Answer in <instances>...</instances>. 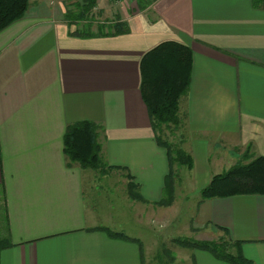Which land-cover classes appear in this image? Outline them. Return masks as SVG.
Here are the masks:
<instances>
[{"label": "crops", "instance_id": "obj_1", "mask_svg": "<svg viewBox=\"0 0 264 264\" xmlns=\"http://www.w3.org/2000/svg\"><path fill=\"white\" fill-rule=\"evenodd\" d=\"M127 7L104 16L124 25L119 35H72L76 22L64 20L61 0H31L24 18L0 32V264H144L137 238L109 237L99 229L114 231L113 221L87 211L85 175L93 174L66 167L63 134L76 122L102 125L107 164L125 168L145 201H159L168 161L140 92L141 60L159 44L192 53L179 101L192 192L248 148L249 157L264 156V10L253 0ZM196 211L198 227L232 254L264 264V196L200 201ZM191 260L230 264L201 250Z\"/></svg>", "mask_w": 264, "mask_h": 264}, {"label": "trees", "instance_id": "obj_2", "mask_svg": "<svg viewBox=\"0 0 264 264\" xmlns=\"http://www.w3.org/2000/svg\"><path fill=\"white\" fill-rule=\"evenodd\" d=\"M86 6L74 11L66 7L64 19L76 28L72 35L86 38L96 36H112L125 33L122 23L111 26H93L87 18L88 10L95 6L96 0H85ZM139 10H144L155 0H135ZM254 6L264 10V0H253ZM31 0H0V32L11 24L21 20L30 8ZM79 21H86L77 25ZM142 100L146 105L150 125L155 135L156 143L165 149L168 161V174L165 177L161 199L155 206H169L173 203L175 179L178 177L177 167L192 169V158L177 145L164 136L181 125L179 101L188 90L191 70V50L175 42H165L145 54L141 60ZM168 135V134H167ZM102 125L81 121L68 124L63 134V154L66 167H77L92 172L93 176H106L114 173H125L126 185L130 197L139 202L147 203L139 194L137 186L132 185V179L125 168L109 166L104 159L101 138ZM249 148L242 157L241 163H236L220 174L211 177L209 183L199 191L200 201L215 198H227L237 195L264 196V156L249 157ZM1 163V155H0ZM118 171V172H117ZM122 171V172H121ZM109 237L126 241H135L123 233L114 232L108 228H100ZM178 244L195 250L206 251L215 258L230 264H250L241 256L228 251L227 242H200L189 239L177 240ZM239 243H237L238 245ZM234 245V244H233ZM2 246L0 245V249Z\"/></svg>", "mask_w": 264, "mask_h": 264}, {"label": "rangeland", "instance_id": "obj_3", "mask_svg": "<svg viewBox=\"0 0 264 264\" xmlns=\"http://www.w3.org/2000/svg\"><path fill=\"white\" fill-rule=\"evenodd\" d=\"M61 1L65 9L67 7L72 11L77 5L86 6L85 0ZM121 6L123 8L128 6L127 9L135 12L136 8L138 9L135 0H98V3L96 0L95 6L87 11L90 13L86 16L91 21L89 23L95 24V26L92 25L93 30H96V26H109L104 20L107 15H113L117 9L120 10ZM98 8H104L105 13H100L101 10ZM79 22L77 25L86 23V21ZM180 127L175 131L172 130L171 134L166 133L165 129L164 136L185 151L186 144L181 142ZM241 162V159H237L235 163ZM225 165V169L230 166ZM176 172L178 177L175 179L174 199L169 206H155L154 203L158 201L144 203L130 197L129 189L127 190L126 187L129 181L124 172H118L120 177H123V181L114 172L102 177L96 175L89 180L87 174L85 175L87 211H95L99 215L108 216L115 224V226H110L114 232L118 230L117 233L137 238L142 247L144 264H192L191 256L196 253V250L178 244L177 240L180 239L210 243L223 241L207 229L198 227L196 210L200 202L199 193L192 192L188 169L177 167ZM3 223V210L0 209V237L3 234ZM227 248L231 253L232 249Z\"/></svg>", "mask_w": 264, "mask_h": 264}]
</instances>
